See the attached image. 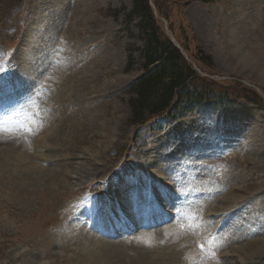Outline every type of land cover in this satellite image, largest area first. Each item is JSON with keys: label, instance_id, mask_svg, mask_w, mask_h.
<instances>
[{"label": "rangeland", "instance_id": "374dc122", "mask_svg": "<svg viewBox=\"0 0 264 264\" xmlns=\"http://www.w3.org/2000/svg\"><path fill=\"white\" fill-rule=\"evenodd\" d=\"M168 2L158 25L229 106L137 131L132 0H0V264H264V0ZM147 182L150 226L126 196Z\"/></svg>", "mask_w": 264, "mask_h": 264}, {"label": "trees", "instance_id": "16d2710c", "mask_svg": "<svg viewBox=\"0 0 264 264\" xmlns=\"http://www.w3.org/2000/svg\"><path fill=\"white\" fill-rule=\"evenodd\" d=\"M152 1L157 12L162 17L167 16L170 9L168 0ZM128 17L137 19L143 38L140 52L142 73L126 89L127 93H132L128 99L129 121L137 131L146 124L149 130H160L168 121H176L205 102L216 108L229 106V94L223 90L217 92L213 82L201 78L192 63L165 35L152 12L149 0H132ZM183 41L180 46L185 51L188 46ZM194 54L196 62L213 67L210 57L200 48L197 47ZM127 64V68L132 64L131 55L128 56ZM245 91L250 92L249 89ZM242 98L255 102L248 95Z\"/></svg>", "mask_w": 264, "mask_h": 264}, {"label": "snow or ice", "instance_id": "6c2138e0", "mask_svg": "<svg viewBox=\"0 0 264 264\" xmlns=\"http://www.w3.org/2000/svg\"><path fill=\"white\" fill-rule=\"evenodd\" d=\"M129 183H133L131 180ZM129 203L132 207L136 209L137 212H147L153 209V201L149 198L147 192H141L139 189L133 187L130 191L126 193ZM108 210V205L103 200H96L95 211L97 213L106 212Z\"/></svg>", "mask_w": 264, "mask_h": 264}, {"label": "bare ground", "instance_id": "6f19581e", "mask_svg": "<svg viewBox=\"0 0 264 264\" xmlns=\"http://www.w3.org/2000/svg\"><path fill=\"white\" fill-rule=\"evenodd\" d=\"M1 86H3V83L2 84H0V87ZM81 123V122H80ZM44 125V124H43ZM45 130H47V129H45ZM52 131H54V130H52ZM15 133V132H14ZM25 134V133H24ZM42 137V136H41ZM40 137V138H41ZM44 137V136H43ZM34 141H36V143L39 141V138L38 139H34ZM41 141H42V143H46V139H41ZM48 142V141H47ZM10 152V151H9ZM26 153V152H25ZM18 155H19V161H23V163L24 164H26V163H28L27 161V159L28 158H26V155L24 154V153H18ZM35 156V155H34ZM32 161V160H31ZM29 164V166L30 165H34L33 163H28ZM35 167V166H34ZM27 168V167H26ZM31 170V169H30ZM34 172V171H33ZM38 172H40V169H38ZM49 173H51V172H49ZM50 175H52V174H50ZM160 183V182H159ZM161 184V183H160ZM161 185H163V184H161ZM160 194H161V192H159ZM149 198L152 200V197H150L149 196ZM164 199H166V196H165V198ZM153 204H154V202H153ZM161 204H162V201H161ZM162 205H164V204H162ZM132 207V206H131ZM123 208H124V206H123ZM132 208H134V207H132ZM135 209V208H134ZM153 210H156L157 211V213H160V211L155 207V204H154V208H153ZM135 211H136V209H135ZM152 210H150V211H147V212H144V214H141L140 213V219H143L144 218V223H141V224H146V222H148V219L150 218L149 217V214H150V212H151ZM125 215H126V213H124L123 215H121L120 216V225L118 224V229L119 230H126V228H129V229H131L133 226H135V223H132V222H130L129 220H126V218H125ZM178 215V214H177ZM147 220V221H146ZM131 223V224H130ZM137 223V222H136ZM139 223H140V221H139ZM184 223H187V221L185 222L184 221ZM183 226V225H182ZM186 227V226H185ZM184 228V227H183ZM182 228V229H183ZM186 228H188V227H186ZM191 228V227H190ZM195 228V227H194ZM115 229H116V226H115ZM170 229V228H169ZM192 229V228H191ZM187 229H185L184 231H186ZM195 230V229H194ZM182 231V230H181ZM187 231H189V230H187ZM191 231V230H190ZM183 232V231H182ZM199 232V231H198ZM197 232V233H198ZM195 233V232H194ZM196 233V234H197ZM189 234V233H188ZM190 234H191V232H190ZM185 241V240H184ZM187 242H188V239H187ZM182 243H184V242H182ZM261 243V242H260ZM181 245V244H180ZM176 246H179V245H176ZM176 248V247H175ZM182 248V247H181ZM178 249H180V248H178ZM101 252V251H100ZM104 253V252H103ZM188 253V252H187ZM186 253V254H187ZM156 255V254H155ZM97 256V255H96ZM153 256V255H152ZM95 257V256H94ZM99 257V260H98V262H99V264H103V263H105V264H107L106 262H104L105 261V255L104 254H102V253H100V255L98 256ZM110 258V257H109ZM109 258H107V259H109ZM116 258V257H115ZM121 258V257H120ZM123 258V257H122ZM125 258V257H124ZM111 260V259H110ZM116 260V259H115ZM119 260V259H118ZM114 261V260H113ZM124 261V260H123ZM140 261H142V260H140ZM115 262V261H114ZM122 263V262H121ZM110 264V263H109ZM125 264V263H124ZM179 264V263H178Z\"/></svg>", "mask_w": 264, "mask_h": 264}]
</instances>
